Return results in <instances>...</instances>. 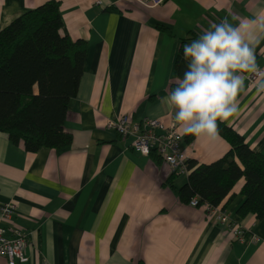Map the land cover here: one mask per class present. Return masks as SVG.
<instances>
[{"label": "crops", "instance_id": "crops-1", "mask_svg": "<svg viewBox=\"0 0 264 264\" xmlns=\"http://www.w3.org/2000/svg\"><path fill=\"white\" fill-rule=\"evenodd\" d=\"M46 0H0V29ZM264 10V0H165L145 6L138 0H61L63 32L88 41L77 95L65 130L67 147L32 151L0 129V223L25 231L28 260L18 264H264V216L240 214L245 177L217 205L246 227L234 236L204 204L181 200L176 189L187 180L177 172L175 188L166 160L146 155L107 125L121 113L140 120L174 110L163 98L178 76L175 60L187 43L224 19L235 26ZM163 25L166 29L159 27ZM264 70V41L256 48ZM246 74L238 113L230 124L264 153V90ZM183 148L188 159L211 162L231 143L195 137ZM14 202L10 219L1 207ZM0 264H10L0 254Z\"/></svg>", "mask_w": 264, "mask_h": 264}, {"label": "trees", "instance_id": "trees-1", "mask_svg": "<svg viewBox=\"0 0 264 264\" xmlns=\"http://www.w3.org/2000/svg\"><path fill=\"white\" fill-rule=\"evenodd\" d=\"M61 0H46L16 16L0 29V129L10 139L36 151L44 146L67 147L73 140L65 130L70 102L79 90L88 41L63 32ZM159 27L166 29L163 25ZM181 46L175 73L182 77L186 61ZM174 87V82L170 88ZM231 143L218 159L188 160V180L176 189L181 200L197 195L199 203L217 206L242 176L244 201L238 212L264 216V153L250 146L233 126L220 123ZM188 141L194 138L186 134ZM156 158L161 156L152 152ZM172 172L167 182L175 188Z\"/></svg>", "mask_w": 264, "mask_h": 264}, {"label": "clouds", "instance_id": "clouds-1", "mask_svg": "<svg viewBox=\"0 0 264 264\" xmlns=\"http://www.w3.org/2000/svg\"><path fill=\"white\" fill-rule=\"evenodd\" d=\"M264 41V10L235 26L228 19L212 24L183 46L186 61L182 77L163 98L185 134L197 140L220 139V123L230 124L238 113V96L246 74L258 77L264 90V70L257 64L256 48Z\"/></svg>", "mask_w": 264, "mask_h": 264}, {"label": "built area", "instance_id": "built-area-1", "mask_svg": "<svg viewBox=\"0 0 264 264\" xmlns=\"http://www.w3.org/2000/svg\"><path fill=\"white\" fill-rule=\"evenodd\" d=\"M145 6H156L165 0H138ZM251 84L257 76L250 74ZM107 125L114 127L121 136H132V145L139 152L150 155L153 151L166 160L172 172L188 171V155L183 148L184 134L179 130L174 117L167 123L161 116H146L140 120L131 118L128 113H121L111 117ZM190 203L198 205L197 195L190 199ZM207 213L214 215L217 221L223 223L232 230L235 237L245 239L246 227L233 220L230 214L215 205L203 203ZM15 203L10 201L1 207L2 221L10 219L15 209ZM29 240L23 228L15 223L10 226L0 223V254L7 256L10 264H18L19 261L28 260L25 254Z\"/></svg>", "mask_w": 264, "mask_h": 264}]
</instances>
